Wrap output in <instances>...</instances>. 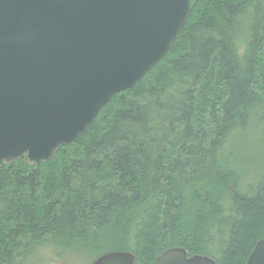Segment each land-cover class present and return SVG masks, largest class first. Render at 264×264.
<instances>
[{"label": "trees", "instance_id": "obj_1", "mask_svg": "<svg viewBox=\"0 0 264 264\" xmlns=\"http://www.w3.org/2000/svg\"><path fill=\"white\" fill-rule=\"evenodd\" d=\"M264 239V0H198L167 54L47 162L0 168V264L36 250L181 248L244 264Z\"/></svg>", "mask_w": 264, "mask_h": 264}, {"label": "water", "instance_id": "obj_2", "mask_svg": "<svg viewBox=\"0 0 264 264\" xmlns=\"http://www.w3.org/2000/svg\"><path fill=\"white\" fill-rule=\"evenodd\" d=\"M198 0H0V168L38 166L169 51ZM90 264H134L130 252ZM155 264H215L181 248ZM244 264H264V239Z\"/></svg>", "mask_w": 264, "mask_h": 264}, {"label": "rangeland", "instance_id": "obj_3", "mask_svg": "<svg viewBox=\"0 0 264 264\" xmlns=\"http://www.w3.org/2000/svg\"><path fill=\"white\" fill-rule=\"evenodd\" d=\"M93 258V255H81L78 252L60 254V252L44 247L28 256L23 264H90Z\"/></svg>", "mask_w": 264, "mask_h": 264}]
</instances>
